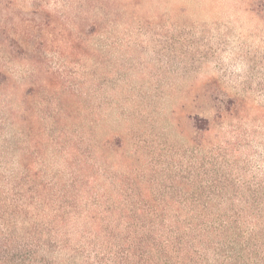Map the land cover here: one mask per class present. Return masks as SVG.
Returning a JSON list of instances; mask_svg holds the SVG:
<instances>
[{
	"label": "rangeland",
	"instance_id": "374dc122",
	"mask_svg": "<svg viewBox=\"0 0 264 264\" xmlns=\"http://www.w3.org/2000/svg\"><path fill=\"white\" fill-rule=\"evenodd\" d=\"M264 199V0H0V199Z\"/></svg>",
	"mask_w": 264,
	"mask_h": 264
},
{
	"label": "trees",
	"instance_id": "16d2710c",
	"mask_svg": "<svg viewBox=\"0 0 264 264\" xmlns=\"http://www.w3.org/2000/svg\"><path fill=\"white\" fill-rule=\"evenodd\" d=\"M0 199V264H264V199Z\"/></svg>",
	"mask_w": 264,
	"mask_h": 264
}]
</instances>
